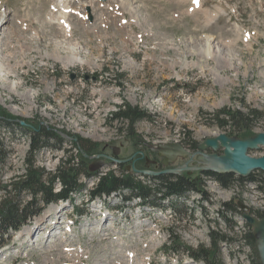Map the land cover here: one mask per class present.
Wrapping results in <instances>:
<instances>
[{"label": "rangeland", "instance_id": "374dc122", "mask_svg": "<svg viewBox=\"0 0 264 264\" xmlns=\"http://www.w3.org/2000/svg\"><path fill=\"white\" fill-rule=\"evenodd\" d=\"M64 2L69 35L58 21V0H0V32L10 37L7 47L0 46V107L25 126L63 136L35 155L44 173H55L67 155L77 162L71 144L76 135L97 143L98 155L122 160L142 152L134 163L138 170L173 167L182 160L163 165L150 147L181 143L193 150V141L228 134L227 126L219 128V120L207 116L223 107L241 108L243 102L264 112V0ZM76 57L86 63L64 66ZM124 103L150 115L131 133L111 115ZM253 132H264V119ZM29 150L25 131L0 124V186L24 173L32 160ZM263 153L261 146L248 150L253 157ZM86 165L91 174L132 167L131 160L119 164L101 156ZM254 176L259 183L234 180L226 188L201 175L204 195L192 191L177 198V216L139 207L137 199L111 196L90 203L87 191L75 194L47 205L12 233L0 249V264H204L172 253L169 237L208 249L213 231L229 239L217 247L220 264H260L256 243L237 238L252 233L238 204L258 219L264 216V175ZM81 181L90 190L97 176L82 175ZM224 203L234 207L223 213L231 223L220 216Z\"/></svg>", "mask_w": 264, "mask_h": 264}, {"label": "trees", "instance_id": "16d2710c", "mask_svg": "<svg viewBox=\"0 0 264 264\" xmlns=\"http://www.w3.org/2000/svg\"><path fill=\"white\" fill-rule=\"evenodd\" d=\"M105 72L107 71L105 70ZM111 115L130 133L138 121L150 118L146 110L127 103L119 105ZM207 116L211 120H219V128L227 126L229 128L227 135L245 138L254 134L255 122L264 119V112L256 108H250L242 102L241 108L223 107L214 113H208ZM1 123H3L5 129L10 131H25L30 140L29 152L32 160L27 161L23 174L12 177L9 183L0 186V248L9 243L12 233L17 232L28 219L37 215L47 205L70 200L74 194H82L83 191H88L87 198L89 199L96 197L109 198L111 195L119 196L126 202L138 199L141 206L168 209L177 216L180 213L178 208L181 205L177 198L186 197L192 191L204 195L201 175L226 188L234 180L237 182L249 180L257 183V177L254 175L256 174L260 178L264 175L262 171L257 170L247 177H235L233 173L200 172L197 178H191L184 174H161L158 176L142 175L144 179H141L133 173L132 169L130 172L111 170L104 174L97 172L91 174L89 173V167L86 165L88 159L83 156L82 151L88 156L95 155L98 152L99 145L77 135L74 136L77 142H71L72 146L77 149V162L75 156L70 154L60 160L55 173H44L35 165L34 157L41 149L51 147L49 141L62 142L63 138L59 132L49 131L40 126L21 125L16 117L0 107ZM196 145V141L191 143L192 148H195ZM82 175L86 177L97 176V181L92 189L88 190L81 181ZM56 184L59 186L58 189H55ZM23 195H28L30 200L21 199ZM164 201H167L168 204H165ZM231 205V203H224V211H219L220 216L226 223L231 222L223 213L234 210ZM185 214L187 213L184 212ZM209 237L211 244L208 249L202 247L192 249L183 245L179 240H174L171 236L167 246L176 256L180 252H184V255L194 261H203L204 264H220L217 259V247L220 243H227L229 239L227 236L218 235L214 231L209 233ZM237 238H239L238 241L243 239L244 242H255L252 233L247 235L244 233ZM173 246H176L177 249H174Z\"/></svg>", "mask_w": 264, "mask_h": 264}, {"label": "water", "instance_id": "95a60500", "mask_svg": "<svg viewBox=\"0 0 264 264\" xmlns=\"http://www.w3.org/2000/svg\"><path fill=\"white\" fill-rule=\"evenodd\" d=\"M20 124L24 125L22 122ZM76 142V139H74ZM264 151V132L254 133L251 136L245 138H238L235 136H228L224 133H220L215 136L207 137L197 145L198 150L194 153L189 152L180 143H158L154 147H150L151 152H157L162 156V164L167 165L169 162H173L178 157H187L188 161H191L194 155L197 156V160L201 162V166L197 167L200 171H208L215 173H234L240 177H247L253 171L264 172V153L259 157H253L247 154L248 150H254L259 147ZM221 148L222 153L218 154V149ZM211 149V153H204V150ZM113 155H117L118 149H112ZM84 157L92 158L83 153ZM136 154L129 159H115L101 155H96L94 158L105 157L116 163H123L132 159ZM99 162H101L99 160ZM134 164V163H133ZM132 164L134 172L148 175L158 176L161 174H179L181 171L187 168V163L183 166H176L174 168H168L161 171L150 170H138ZM243 211L247 210V206L239 204ZM241 217L253 228V235L256 238V246L258 256L261 264H264V217L257 220L248 213H242Z\"/></svg>", "mask_w": 264, "mask_h": 264}, {"label": "bare ground", "instance_id": "6f19581e", "mask_svg": "<svg viewBox=\"0 0 264 264\" xmlns=\"http://www.w3.org/2000/svg\"><path fill=\"white\" fill-rule=\"evenodd\" d=\"M58 7H59V9H61V12L59 13V16H58V21L60 23V26H62L63 29L65 28L64 32L66 33V35H69V33L71 32V30L69 28V24L67 23V19H69L68 18V14H67L69 12V10H70L68 8L69 6H67V4L64 2V0H58ZM3 25H4V23L0 24V28ZM21 31H22V33H25L24 30L21 29ZM2 34H3V37H2V39H0V46L1 45H5L7 47L8 46L7 42L10 40V37L8 36L7 32H2V33L0 32V36ZM23 38H25V37H23ZM26 39H28V38H26ZM209 48H210L209 45H207V48L205 50V55H209L210 54L209 53V51H210ZM13 55H15V53ZM85 63L86 62L82 61L81 58L76 57V58L71 59V60L68 59V61L66 63H64V66H72L74 64H85ZM66 227H68V226H66ZM71 264H75V263H71Z\"/></svg>", "mask_w": 264, "mask_h": 264}, {"label": "flooded vegetation", "instance_id": "af4514ba", "mask_svg": "<svg viewBox=\"0 0 264 264\" xmlns=\"http://www.w3.org/2000/svg\"><path fill=\"white\" fill-rule=\"evenodd\" d=\"M189 151L194 153V152L197 151V148H193V150H190V149H189ZM207 153H208V152H207ZM154 155L156 156V153H154ZM139 160H140V158H138L136 161H139ZM180 160H182V161H181V164H179V165H183L184 163H186V162L188 161L187 158H182V159H180ZM151 163H152V164H155V163H157V162H156L155 160H151ZM188 166H189L190 168L186 169V170H185V173L189 174V173H191L192 171H196V170L193 169L194 166H200V164H199L198 161H197V155H195V156L192 158V160H191L190 162H188ZM247 212H249V213L252 214L254 217H256V216H255V213L253 212V210H252V212H250V208L247 209ZM256 218H258V217H256Z\"/></svg>", "mask_w": 264, "mask_h": 264}]
</instances>
